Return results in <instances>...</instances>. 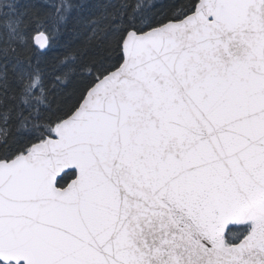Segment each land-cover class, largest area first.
I'll return each mask as SVG.
<instances>
[{"label":"snow or ice","instance_id":"1","mask_svg":"<svg viewBox=\"0 0 264 264\" xmlns=\"http://www.w3.org/2000/svg\"><path fill=\"white\" fill-rule=\"evenodd\" d=\"M0 264H264V0H0Z\"/></svg>","mask_w":264,"mask_h":264},{"label":"trees","instance_id":"2","mask_svg":"<svg viewBox=\"0 0 264 264\" xmlns=\"http://www.w3.org/2000/svg\"><path fill=\"white\" fill-rule=\"evenodd\" d=\"M136 3H140V2H144L147 3V0H135ZM177 3H181L183 2V0H176ZM66 39V37H61L60 42L53 47V49L47 53L45 59H44V65L42 66H46L49 63L52 62L51 58L56 55V59L59 60L61 56H63L67 49L65 47H62L61 45L64 44V40ZM59 54V55H57ZM64 72H65V68L63 66L60 67L59 72L57 73V75H59L61 77V81L64 80ZM52 81V77L50 75H45L44 77V82H45V87H49V85L51 84ZM72 85L71 84H63L60 83L59 81L56 82L55 86L51 87L49 90V94H48V98L52 101L53 105H55L58 101L59 102H63L62 100V94H60V89L64 88L65 90L71 88Z\"/></svg>","mask_w":264,"mask_h":264}]
</instances>
